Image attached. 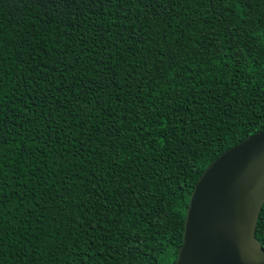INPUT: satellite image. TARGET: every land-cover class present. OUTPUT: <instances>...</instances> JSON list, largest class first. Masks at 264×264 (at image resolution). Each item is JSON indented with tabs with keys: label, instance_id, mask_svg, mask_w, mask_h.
Wrapping results in <instances>:
<instances>
[{
	"label": "trees",
	"instance_id": "obj_1",
	"mask_svg": "<svg viewBox=\"0 0 264 264\" xmlns=\"http://www.w3.org/2000/svg\"><path fill=\"white\" fill-rule=\"evenodd\" d=\"M263 129L264 0H0V264H174Z\"/></svg>",
	"mask_w": 264,
	"mask_h": 264
},
{
	"label": "water",
	"instance_id": "obj_2",
	"mask_svg": "<svg viewBox=\"0 0 264 264\" xmlns=\"http://www.w3.org/2000/svg\"><path fill=\"white\" fill-rule=\"evenodd\" d=\"M264 202V129L223 151L195 182L174 264H264L254 228Z\"/></svg>",
	"mask_w": 264,
	"mask_h": 264
}]
</instances>
